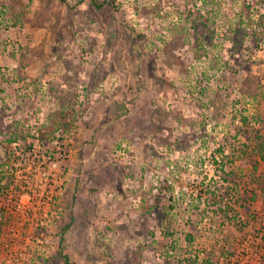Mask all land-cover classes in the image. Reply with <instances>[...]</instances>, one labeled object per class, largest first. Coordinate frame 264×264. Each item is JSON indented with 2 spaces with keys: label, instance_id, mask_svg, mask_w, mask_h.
<instances>
[{
  "label": "rangeland",
  "instance_id": "obj_1",
  "mask_svg": "<svg viewBox=\"0 0 264 264\" xmlns=\"http://www.w3.org/2000/svg\"><path fill=\"white\" fill-rule=\"evenodd\" d=\"M263 95L264 0H0V264H264Z\"/></svg>",
  "mask_w": 264,
  "mask_h": 264
},
{
  "label": "trees",
  "instance_id": "obj_2",
  "mask_svg": "<svg viewBox=\"0 0 264 264\" xmlns=\"http://www.w3.org/2000/svg\"><path fill=\"white\" fill-rule=\"evenodd\" d=\"M263 98H264V95H263ZM259 122L261 123L262 121L259 120ZM243 124H247L246 123V119H244ZM14 139H15L14 136L13 137H9V142H14L13 141ZM253 139L256 142V152H257V155L260 157V159L262 161H264V136L257 132L253 136ZM223 178L226 181L228 180L226 176H224ZM220 208L222 209L221 205H220ZM187 237H188V241H190V242L194 239V236L192 234H190V233L187 235ZM215 263L216 262H213V260L210 259V257H208L207 259H204V260L201 261V264H215Z\"/></svg>",
  "mask_w": 264,
  "mask_h": 264
}]
</instances>
